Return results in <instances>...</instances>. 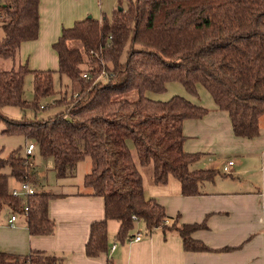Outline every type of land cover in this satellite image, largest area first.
Here are the masks:
<instances>
[{
	"label": "trees",
	"instance_id": "1",
	"mask_svg": "<svg viewBox=\"0 0 264 264\" xmlns=\"http://www.w3.org/2000/svg\"><path fill=\"white\" fill-rule=\"evenodd\" d=\"M128 1L127 7L120 1L111 19L105 14L87 17L64 29L53 45L57 71L26 65L4 70L0 64L3 133L34 141L41 157L53 158L59 179L92 160L84 185L93 196L104 198L105 218L91 226L89 257L107 253L110 221L119 223L117 239L122 242L133 238L143 223L147 235L161 230L165 236H180L185 251H213L192 237L206 224L170 219L164 206L147 197L140 170L152 167L157 186L177 181L185 197L200 195L206 182L228 176L214 169L191 170L201 154L184 148V122L201 120L209 110L182 96L158 101L146 94L164 93L168 83L178 82L198 96L203 86L218 109L229 114L236 137H259L264 117V0ZM0 32V61L16 59L23 43L38 39L40 0H0ZM29 74L34 77L32 101L24 97ZM56 74L73 86L71 98L65 94L47 106L63 107L62 112L45 120H11L3 114L5 107L46 109L41 102L58 94ZM133 92L137 98L130 100ZM37 179L31 158L21 148L6 158L0 155V209L24 216L32 236H50L56 224L48 204L56 195L37 192L24 200L11 194L12 180L35 186ZM65 262L66 257L44 251L25 256L0 252V264Z\"/></svg>",
	"mask_w": 264,
	"mask_h": 264
},
{
	"label": "crops",
	"instance_id": "2",
	"mask_svg": "<svg viewBox=\"0 0 264 264\" xmlns=\"http://www.w3.org/2000/svg\"><path fill=\"white\" fill-rule=\"evenodd\" d=\"M100 8V0H40L39 36L22 44L18 54L21 65L31 70L57 71L59 59L53 45L62 31L89 16L100 19ZM198 91L204 93L200 86ZM206 93L204 101H197L196 98L202 99V94L193 96L180 91L181 96L209 110L201 120L184 122L185 151L201 154L195 162L201 163L196 170L225 173L228 162L234 161L222 159L229 154L239 156V163L234 161L230 173H226L228 176L206 182L197 196L181 195L176 181L166 186L153 182L154 188L145 191L147 197L164 206L170 219H178L182 224L205 223L206 229L195 231L192 237L213 251H185L180 236H165L161 230L152 235L144 230L140 241L134 240L135 231L133 238L122 242L117 239L119 223L110 221L107 253L89 257L86 245L91 226L105 218V202L84 185L86 175L93 168L92 160L87 158L77 165L87 163L80 184H75L71 177L58 180L54 170L57 178L54 184L62 187V191H50L48 186L46 193L56 195L48 204L49 217L56 224L55 233L32 236L24 216L19 215L15 223L10 222L11 216H0V252L25 256L32 251H44L66 257L65 264H264V117L260 119L259 137L238 138L233 133L229 114L219 110L209 92ZM154 100L166 101L162 94ZM213 157L220 163L213 162V166L207 167L205 161ZM36 175L39 181L44 178L39 172ZM143 227L137 225L139 231ZM225 248L231 250L222 251Z\"/></svg>",
	"mask_w": 264,
	"mask_h": 264
},
{
	"label": "rangeland",
	"instance_id": "3",
	"mask_svg": "<svg viewBox=\"0 0 264 264\" xmlns=\"http://www.w3.org/2000/svg\"><path fill=\"white\" fill-rule=\"evenodd\" d=\"M120 1H122V0H100L101 8L98 11V15L102 16L103 14H105L107 18L111 19L114 10L120 6ZM133 1H136V0H133ZM122 3H123L124 7H127L129 1L123 0ZM71 46L75 47V46H77V43L73 42V43H71ZM0 64L4 70H11V69H18L19 66L21 65V62H20L19 58L17 57L14 60H2V61H0ZM33 79H34V77L32 74H29L25 79L24 97H25V99H27L29 101H32L34 99ZM55 89L58 92V94L54 97L43 100L41 102V105L43 107H47V106L52 105L62 95L67 94L68 97L71 98L74 94L73 93V86H72L70 80L65 76L61 77L58 74H56V76H55ZM181 90H183V92L185 94L189 95L180 83L172 82V83H169L167 85V90L161 94L164 97V99H166V101H168V100L172 99L174 96L183 95V94H180ZM200 90H203L204 93L207 92L203 86H200ZM199 94H202V93L199 92ZM203 94H202V96H203L202 99L196 98V100L197 101H200V100L204 101L206 95H203ZM146 95H147V97H150L151 99H155V96H157L159 94L156 95V93L148 92ZM127 97L130 100H135L137 98V94L135 92H133V93H130ZM63 110H64L63 107L62 108L61 107H47L46 109H41L38 112H35L33 110L23 111L20 108H16V107H5L2 111H3V114L11 120H22V119L45 120V119H48L50 117L55 116L57 113L62 112ZM5 129H6L5 122H1L0 123V155L2 157L6 158L10 155L11 152L18 150L20 148L22 149V154L25 155L27 145H29L30 143H32L34 141L27 140L24 136H22L20 134H5V133H3V131ZM30 158H31V162L33 163L34 171L39 172V174L45 178V179L40 178V181H39L38 180L39 178L37 177L38 178L37 183H39L38 186L36 187L37 191L46 192L47 189H49L48 186H50V188H51V189H49L50 191H55V192L62 191V187H59V185L54 184V181L56 183L57 178H56L55 173H54V160H53V158L44 159L39 154L38 148L35 150L34 155L31 156ZM134 158H135L136 162L138 163L136 153H134ZM229 158L234 160L236 163H239V161H240V157L236 156L234 154H229V155H225L222 157V159L224 161H227ZM88 159L91 160L90 158H88ZM213 162L220 163L219 160H215V157H213V159L211 161L206 160L205 165L207 167H211V166H213V164H212ZM200 164L201 163H194L190 167L191 170L199 169ZM85 166H87V163H82L79 165V167H76V169L73 170V175L70 177H71V179H73V182H75V184L76 183L80 184L82 182V180L84 178L85 171H86ZM206 166H203V167L205 168ZM140 170H141L142 174L144 175V183H145L146 191L149 192L152 188H154V184L152 181L153 169H152V167H146V168L140 167ZM5 172H9V169H6ZM58 180H62V179H58ZM15 183L16 182H14V180L11 181V189L15 186L18 187V183H16L17 185ZM176 183H177V181H176ZM0 216H1V218H6L7 216H11V211L7 208L0 209ZM117 223L118 222H116V224ZM140 226L142 228L144 226V224L140 223ZM144 230L145 229L143 227V229H140V231L138 228H136L135 231H136V234L141 233L143 235Z\"/></svg>",
	"mask_w": 264,
	"mask_h": 264
},
{
	"label": "built area",
	"instance_id": "4",
	"mask_svg": "<svg viewBox=\"0 0 264 264\" xmlns=\"http://www.w3.org/2000/svg\"><path fill=\"white\" fill-rule=\"evenodd\" d=\"M36 149H37L36 143L35 142L30 143L26 147L25 155L28 157L33 156ZM234 165H235L234 161L228 162L227 166L224 168V172L230 173L231 168ZM37 192L38 191H37L36 187L29 182H20V183H18V187L15 186L11 189V194L13 197L19 198V199H24V200L35 196L37 194ZM25 210L27 211L28 207H26ZM18 216L19 215L17 213H11L10 222L15 223L18 219ZM141 239H142L141 233H137L136 236L134 237L135 241H140ZM115 247L116 246H114V248Z\"/></svg>",
	"mask_w": 264,
	"mask_h": 264
},
{
	"label": "water",
	"instance_id": "5",
	"mask_svg": "<svg viewBox=\"0 0 264 264\" xmlns=\"http://www.w3.org/2000/svg\"><path fill=\"white\" fill-rule=\"evenodd\" d=\"M120 11H122V8H120ZM89 17H92V16H89Z\"/></svg>",
	"mask_w": 264,
	"mask_h": 264
}]
</instances>
